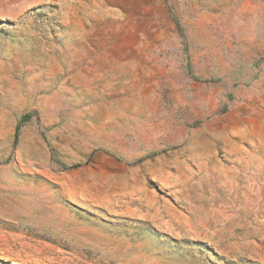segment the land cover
Masks as SVG:
<instances>
[{"label": "rangeland", "instance_id": "1", "mask_svg": "<svg viewBox=\"0 0 264 264\" xmlns=\"http://www.w3.org/2000/svg\"><path fill=\"white\" fill-rule=\"evenodd\" d=\"M0 264H264V0H0Z\"/></svg>", "mask_w": 264, "mask_h": 264}, {"label": "trees", "instance_id": "2", "mask_svg": "<svg viewBox=\"0 0 264 264\" xmlns=\"http://www.w3.org/2000/svg\"><path fill=\"white\" fill-rule=\"evenodd\" d=\"M29 115L28 114H25L24 116H22V118L20 119V122L16 125L15 127V132H14V143L16 142L17 140V137H18V133H19V129H20V125L23 121H26L28 119Z\"/></svg>", "mask_w": 264, "mask_h": 264}]
</instances>
